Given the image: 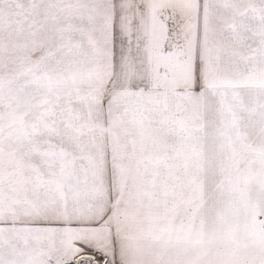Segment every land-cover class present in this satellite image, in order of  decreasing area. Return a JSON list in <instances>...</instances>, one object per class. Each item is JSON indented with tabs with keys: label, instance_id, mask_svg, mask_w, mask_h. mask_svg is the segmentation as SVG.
<instances>
[{
	"label": "snow or ice",
	"instance_id": "6c2138e0",
	"mask_svg": "<svg viewBox=\"0 0 264 264\" xmlns=\"http://www.w3.org/2000/svg\"><path fill=\"white\" fill-rule=\"evenodd\" d=\"M0 264H264V0H0Z\"/></svg>",
	"mask_w": 264,
	"mask_h": 264
}]
</instances>
